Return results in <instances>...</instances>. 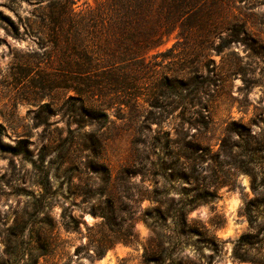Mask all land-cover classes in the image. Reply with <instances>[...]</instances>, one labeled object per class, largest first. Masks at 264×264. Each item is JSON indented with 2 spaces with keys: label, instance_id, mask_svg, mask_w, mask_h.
<instances>
[{
  "label": "rangeland",
  "instance_id": "374dc122",
  "mask_svg": "<svg viewBox=\"0 0 264 264\" xmlns=\"http://www.w3.org/2000/svg\"><path fill=\"white\" fill-rule=\"evenodd\" d=\"M59 1L0 0V264H264V0L135 75L47 74Z\"/></svg>",
  "mask_w": 264,
  "mask_h": 264
},
{
  "label": "trees",
  "instance_id": "16d2710c",
  "mask_svg": "<svg viewBox=\"0 0 264 264\" xmlns=\"http://www.w3.org/2000/svg\"><path fill=\"white\" fill-rule=\"evenodd\" d=\"M211 1L100 0L94 7L75 11L74 0H60L55 18L58 33L50 37L59 50L58 59L47 74L135 75L136 64L167 35L207 24L203 13ZM0 24L19 32L18 22L2 10ZM69 29L82 34L70 37Z\"/></svg>",
  "mask_w": 264,
  "mask_h": 264
}]
</instances>
